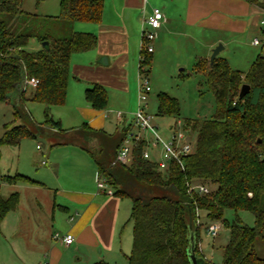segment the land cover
<instances>
[{
	"label": "trees",
	"instance_id": "1",
	"mask_svg": "<svg viewBox=\"0 0 264 264\" xmlns=\"http://www.w3.org/2000/svg\"><path fill=\"white\" fill-rule=\"evenodd\" d=\"M23 3L24 0H0V100L24 105L26 80L37 79L30 100L45 106V121L39 128L59 135L66 130L53 117L51 107L66 102L71 57L95 49L98 36L71 30L67 37H54L51 29L40 30L28 24L31 16L22 10ZM104 5L105 0H60L58 18L73 24H98ZM31 40L40 44L38 50L27 49ZM141 57V65L149 75L146 65L151 63L152 53L141 48ZM195 68L204 75L216 99L217 111L211 118L186 121L184 128L191 123V131L197 137H193L192 151L180 161L171 162L165 171L159 170L156 162L143 157V141L134 148L129 164L112 165L128 127L109 135L85 125L80 130L99 138V150L93 154L80 145L93 156L114 194L132 201L133 246L129 264H192V234L199 263L216 264L203 254L200 211L206 212V229L210 223L222 222L230 230L221 264H264V257L256 249L257 242L264 239V55H259L247 72L233 69L219 55L212 65L210 60L201 59ZM243 84L250 85V92L240 98ZM86 98L95 109L107 107L108 94L101 85L87 89ZM158 100L161 116H179L176 98L161 93ZM15 116L13 122L5 125L0 138V157L4 145L18 146L23 138L35 136L26 124H17L25 117L18 107ZM61 143L59 140L53 145ZM2 181L37 183L20 173L3 176ZM193 183H210L218 188L207 194L190 192ZM19 201V192L5 197L0 186V232L3 220L18 207ZM226 210L251 212L254 226L238 216L229 221Z\"/></svg>",
	"mask_w": 264,
	"mask_h": 264
},
{
	"label": "crops",
	"instance_id": "2",
	"mask_svg": "<svg viewBox=\"0 0 264 264\" xmlns=\"http://www.w3.org/2000/svg\"><path fill=\"white\" fill-rule=\"evenodd\" d=\"M254 1L105 0L100 23L77 22L76 30L96 34L98 44L91 51L71 57L64 103L71 110L68 118L57 114L62 128L77 130L88 125L115 135L130 125L140 86L138 69L143 39L140 30L143 34L147 17L155 8L163 12L165 19L157 31L152 61L171 37H191L190 42H202L205 48L212 49L223 41L219 33L243 34L257 28V18L264 12V6ZM263 19L260 25L264 27ZM201 33L204 40L200 38ZM35 48L32 50H38L39 46ZM211 53L212 50L202 58H208ZM134 70L137 88L131 85ZM96 84L103 86L107 94L108 89L117 91L122 104L118 106L108 94L105 109L93 108L86 91ZM115 105L122 107L119 108L124 114L122 122L116 118L112 108ZM112 114L115 120L111 119ZM71 120L74 122L64 123ZM112 124L114 130L109 129ZM51 133L56 134L48 130ZM60 141L61 144H50V150H46L47 159L43 162L49 167L40 173L39 180L33 179L37 183L3 182V186L13 185L14 192L20 194L18 207L7 214L1 226L3 249L6 244L7 250L20 256L19 264H129L133 240H130L132 234L128 238L125 235L132 204H126L128 198L109 195L97 188L98 165L80 143ZM159 152L153 149L152 158L155 153L160 157ZM39 201L45 206L44 215H41L43 206H37ZM57 209L61 212L58 217ZM55 233L72 234L75 240L67 245L54 240ZM13 240L16 242L11 244Z\"/></svg>",
	"mask_w": 264,
	"mask_h": 264
},
{
	"label": "rangeland",
	"instance_id": "3",
	"mask_svg": "<svg viewBox=\"0 0 264 264\" xmlns=\"http://www.w3.org/2000/svg\"><path fill=\"white\" fill-rule=\"evenodd\" d=\"M257 1L260 5L264 6V0ZM21 8L25 13L31 16L30 20H28V24L31 26L35 25L40 30L51 29L54 37H67L71 30L73 31L79 28L77 27V23L73 24L58 18L60 15V0H24ZM262 18H264V12L261 15L259 14L257 18V28L251 29L246 33H237L235 35L230 33H219L223 41L219 42L215 47L218 45L224 46V50L219 56L226 58L233 69L247 72L257 56L261 54L264 55L261 46L257 47L252 44L253 40L256 38L264 40V27L260 25V20ZM140 35H142V28L140 30ZM200 38L204 40L203 33H201ZM155 40L153 41V45ZM190 40L191 37L182 39L178 37L169 38L167 46L160 49L158 54L156 53L154 61L146 65L149 71L148 76L152 88L149 94L147 112L154 117L151 125L156 128L158 127V129H156L157 133L163 136L170 132L169 128L176 125L177 121H181L184 125L187 120L211 118L217 111L216 99L209 89L204 75L197 72L195 68L196 64L201 59L210 60L212 53L208 58L202 57H204L205 53H210V50H213L215 47L207 49L202 42H190ZM37 46L40 48V44L37 41L31 40L27 49L32 50ZM137 81V72L134 70L131 85L137 88ZM113 90L114 89H108V94H110L109 96L112 98L113 102L117 103L119 106L122 104L123 100H119L118 97L120 94ZM32 93L33 89L29 87L26 93L27 100L24 105L0 100V138L5 133V125L15 120L17 107L25 114V117L17 121V124H26L27 127L35 133L34 137L23 138L21 144L18 146L4 145L1 148L0 186L2 194L5 197H8L9 194L16 189L13 185L3 186L2 177L6 175L15 176L18 173H22L34 180H39L40 173L49 167L44 164L43 160L46 161L47 159L45 153L46 150H50V144H56L59 140L68 139L84 145L93 154L97 153L99 150V138H94L89 135V133L82 132L80 128L77 130H74L75 128L71 130L66 129L65 132H61L59 135L52 133L48 134V130L42 131L39 128V124L45 121V106L31 101L30 98ZM161 93H167L178 100L180 108L178 117L161 116L159 114L158 95ZM118 106H113V110L119 111V108L122 107ZM69 107V105L64 106V104L52 106L51 113L57 120L58 113L65 114V118H68L67 113H70L71 110ZM113 115L114 114L111 115V119H113ZM111 119L108 121H112ZM66 122L72 123L74 120L64 121L65 124H67ZM109 129L114 130L115 125H110ZM185 131L189 135L190 140H194L193 137H197V134L191 131V123ZM37 145H40L41 148L37 149ZM153 158L159 159L160 157L155 153ZM206 186L211 191L218 188L217 185L210 183ZM126 204L131 205V199L128 198ZM37 206H43L41 215H44L45 206L42 202L39 201ZM60 213V210L57 209V217ZM236 216L240 217L242 221L249 226H254L255 224V216L249 211L240 210L236 213L233 210H226L225 212V217L229 221L234 220ZM199 219L203 224L200 231L203 254L212 262L221 264L224 248L227 246L230 239V230L228 226H224L223 223L220 222L221 228L218 235L214 238L210 237L207 235L205 225L208 221L205 211L199 212ZM126 225L125 236L128 238V236L132 234L130 240H133V224L129 217ZM15 242L16 241L13 240L10 243L14 244ZM5 246L8 247L5 244L3 249V236L0 234V264H19L18 262L21 257L13 252L11 253ZM256 249L259 256L264 257V239L257 242Z\"/></svg>",
	"mask_w": 264,
	"mask_h": 264
},
{
	"label": "built area",
	"instance_id": "4",
	"mask_svg": "<svg viewBox=\"0 0 264 264\" xmlns=\"http://www.w3.org/2000/svg\"><path fill=\"white\" fill-rule=\"evenodd\" d=\"M165 17L163 12L159 8H155L152 14L146 20V29L143 30L141 48L148 53H153L154 45L153 41L156 39L157 30L161 27ZM264 25V19L262 20ZM253 45L261 46L264 52V40L258 38L253 40ZM139 64V95L136 110L132 114V122L128 125L122 143L117 151L116 157L112 162V165L117 164H129L132 160V154L134 148L141 142L146 143V147L143 151V157L147 160L156 162L159 170L165 171L173 161H180L181 158L193 149L192 140L189 139V135L185 131L184 125L181 121H177L176 125L169 128L168 134L165 136L157 133L158 127L151 125L153 116L147 112L149 94L151 92V84L149 76L145 73V68ZM27 87L35 88L38 85V80L35 78L26 80ZM116 118L122 122L124 120L123 112L116 111ZM40 145L38 149H40ZM153 149L159 150L160 158L155 161L152 158ZM97 188L100 191H104L109 195H114V189L110 186L107 179L98 172L96 176ZM207 184L193 183L189 186V191H198L203 194L210 193V189ZM221 224L219 222L210 223L207 227V235L215 237L218 235ZM54 240L63 242L67 245L73 244L75 238L72 234L55 233Z\"/></svg>",
	"mask_w": 264,
	"mask_h": 264
},
{
	"label": "water",
	"instance_id": "5",
	"mask_svg": "<svg viewBox=\"0 0 264 264\" xmlns=\"http://www.w3.org/2000/svg\"><path fill=\"white\" fill-rule=\"evenodd\" d=\"M45 45V43L43 44ZM224 49V46L218 45L212 50V55L210 57V64L212 65L215 58L222 52ZM250 92V85L249 84H243L240 90V98H244L248 93ZM191 241V247L189 249V258L192 262V264H200L199 259L195 255V247H196V238L195 235L192 234L190 237Z\"/></svg>",
	"mask_w": 264,
	"mask_h": 264
}]
</instances>
